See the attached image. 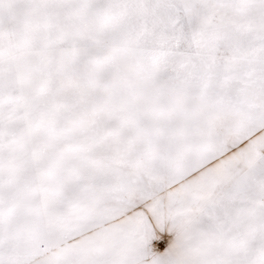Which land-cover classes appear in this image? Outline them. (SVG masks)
<instances>
[{
    "label": "snow or ice",
    "instance_id": "snow-or-ice-1",
    "mask_svg": "<svg viewBox=\"0 0 264 264\" xmlns=\"http://www.w3.org/2000/svg\"><path fill=\"white\" fill-rule=\"evenodd\" d=\"M0 264H264V0H0Z\"/></svg>",
    "mask_w": 264,
    "mask_h": 264
}]
</instances>
